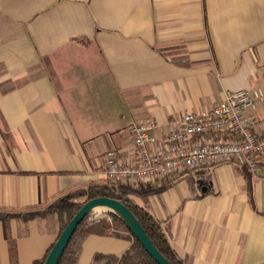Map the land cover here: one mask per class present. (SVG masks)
<instances>
[{
  "label": "crops",
  "instance_id": "1",
  "mask_svg": "<svg viewBox=\"0 0 264 264\" xmlns=\"http://www.w3.org/2000/svg\"><path fill=\"white\" fill-rule=\"evenodd\" d=\"M256 87L264 0H0V213L109 186L105 154L135 160L133 122L157 124L156 147L184 113ZM245 115L264 131L261 106ZM117 191L150 213L184 264H264V158L256 175L222 163ZM93 228L78 264L132 245ZM58 230L0 221V264L12 246L17 264L41 260Z\"/></svg>",
  "mask_w": 264,
  "mask_h": 264
},
{
  "label": "built area",
  "instance_id": "2",
  "mask_svg": "<svg viewBox=\"0 0 264 264\" xmlns=\"http://www.w3.org/2000/svg\"><path fill=\"white\" fill-rule=\"evenodd\" d=\"M259 106L264 109L262 87L228 93L225 101L210 109L184 113L156 147L152 131L157 124L133 122L129 133L135 160L122 163L116 150L108 151L104 157L106 179L110 185H136L222 163L245 167L256 175L264 158V131L256 129L245 113Z\"/></svg>",
  "mask_w": 264,
  "mask_h": 264
},
{
  "label": "trees",
  "instance_id": "3",
  "mask_svg": "<svg viewBox=\"0 0 264 264\" xmlns=\"http://www.w3.org/2000/svg\"><path fill=\"white\" fill-rule=\"evenodd\" d=\"M118 187L110 184L109 186L102 184L90 185L87 189L72 191L60 197L43 211L23 214L0 213V221L4 225H8L12 220H22L26 223L32 220L54 221L59 227L58 235L44 258L33 263L45 264L58 238L86 203L97 198L114 199L121 202L132 212L155 247L165 258L172 264H184L172 251L162 227L154 221L145 208L134 204L129 197L118 192ZM103 216H106V218ZM107 217L109 220H107ZM95 219L100 220L96 223ZM96 224L100 227L103 235L122 237L131 241L132 245L120 257L96 254L90 264H157L138 240L133 237L125 223L112 212H106L101 216H95L94 212L87 215L72 236L58 264H78L83 244ZM11 264H17V254L14 246L11 248Z\"/></svg>",
  "mask_w": 264,
  "mask_h": 264
},
{
  "label": "water",
  "instance_id": "4",
  "mask_svg": "<svg viewBox=\"0 0 264 264\" xmlns=\"http://www.w3.org/2000/svg\"><path fill=\"white\" fill-rule=\"evenodd\" d=\"M98 209L106 210L107 212L114 213L119 217L130 230L131 234L138 242L144 247L146 252L153 258L157 264H172L167 258H165L159 250L155 247L145 230L135 218L132 212L125 207L121 202L108 199L97 198L86 203L83 208L76 214L74 219L69 223L67 228L58 238L54 247L52 248L45 264H58L62 258L64 251L69 245L72 236L77 230L78 226L84 221L85 217Z\"/></svg>",
  "mask_w": 264,
  "mask_h": 264
},
{
  "label": "rangeland",
  "instance_id": "5",
  "mask_svg": "<svg viewBox=\"0 0 264 264\" xmlns=\"http://www.w3.org/2000/svg\"><path fill=\"white\" fill-rule=\"evenodd\" d=\"M106 212H107L106 210L98 209L94 213H95V216H101V215H104Z\"/></svg>",
  "mask_w": 264,
  "mask_h": 264
}]
</instances>
